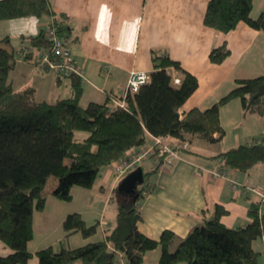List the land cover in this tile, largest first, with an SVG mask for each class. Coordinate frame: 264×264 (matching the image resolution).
Wrapping results in <instances>:
<instances>
[{
	"label": "trees",
	"instance_id": "obj_1",
	"mask_svg": "<svg viewBox=\"0 0 264 264\" xmlns=\"http://www.w3.org/2000/svg\"><path fill=\"white\" fill-rule=\"evenodd\" d=\"M252 0H209L203 23L228 32L239 22L264 33V11L250 16ZM54 16L48 0H0V21L22 17ZM58 32L66 28L56 19ZM34 49L45 48L44 30L28 38ZM16 51L8 37L0 39V242L11 252L0 256V264H26L33 256L36 264H114L117 252L126 264H143L144 255L160 248L157 264H259V253L252 243L264 235L262 201H253L247 209L249 221L230 228L221 222L226 210L216 205L213 215L193 227L174 250L169 246L174 234L163 231L157 240L138 230L141 215L135 207L149 192L156 167L143 171V183L132 196L115 192V223L104 238L78 247L55 252L47 246L32 253L28 242L33 237L34 214L44 210V188L50 177L56 179L51 195L63 202L72 199L71 189H89L100 170L126 158L133 148L143 145L147 136L170 137L189 142L197 136L209 143L220 141L225 134L219 109L232 99H239L244 112L257 111L264 117V74L236 81V86L206 110L191 109L184 116L179 108L196 90L197 80L167 56L152 54L154 70L149 81L137 92L128 94L124 107L112 108L109 101L79 104L80 80L70 75L72 96L52 103L36 101L34 88L15 91L9 81ZM229 51L225 45L211 50L209 59L220 63ZM21 54V53H20ZM32 59L31 55L23 56ZM180 72L175 85L167 72ZM76 132L85 133L78 138ZM216 158L224 166L248 172L264 163V137L238 145ZM63 239L79 234L84 239L97 232V223L87 225L79 213L68 214L62 221Z\"/></svg>",
	"mask_w": 264,
	"mask_h": 264
},
{
	"label": "crops",
	"instance_id": "obj_2",
	"mask_svg": "<svg viewBox=\"0 0 264 264\" xmlns=\"http://www.w3.org/2000/svg\"><path fill=\"white\" fill-rule=\"evenodd\" d=\"M48 1L54 16L0 21V39L8 37L10 45L20 52L23 47L28 46L29 37L43 31L54 19L60 21L66 28V45L70 49L71 59L83 71L84 79H79L82 88L79 104H85L81 105L82 107L90 102L104 103L108 100L113 108V102L125 88L130 70L145 71L149 74L154 70L152 54L167 56L178 62L182 69L197 80L196 90L178 110L181 117L191 109L203 111L210 108L236 86V81L264 74V33L248 27L243 22H239L228 32L204 25L203 17L209 0ZM259 1L264 2L252 0L250 16L253 18L264 11V5ZM58 16H61L62 20H59ZM11 38L23 39L25 44L14 46ZM223 45L228 49V55L220 63H212L209 59L211 50ZM166 70L172 79L180 78V72L173 67ZM9 81L15 91L33 87L36 101L52 103L57 99L72 96L70 77L59 76L38 65L34 58H22L20 53L15 54ZM219 120L225 134L218 142L209 143L193 136L189 142H184L187 147L183 148L180 144L184 143L179 140L161 138L163 143L175 148L179 157L173 159L170 166L159 167L153 173L148 183L151 191L144 193L138 203L137 210L141 221L137 227L142 234L155 240L163 231H171L175 238L169 250H174L193 227L210 219L216 205L226 210L221 217L225 226L235 228L245 225L249 221L247 209L250 203L260 199L246 187L251 185L264 194V163L255 165L248 172H241L227 168L221 158L215 157L224 151L214 155L195 151L202 148L203 144L227 141V128L232 131V145L229 148L260 139L264 137V117L257 111L244 112L239 99H232L220 107ZM155 138L148 135L144 145H153ZM191 146H194L195 150H192ZM139 147L133 148L131 152L137 151ZM154 166L153 158L148 157L138 167L151 171ZM212 171L223 172L226 177H213L210 174ZM229 180L237 182L240 187L234 189ZM119 182L120 180L114 178L113 164L105 166L100 170L91 188L77 187L84 189L77 190L73 187L72 199L68 203H72L75 193L80 195V191H91L96 185L99 194H105L106 191L105 202L108 204L110 199H113ZM92 194L90 192V199ZM60 202L67 203L51 194L46 196L44 210L37 212L39 218L44 219L43 228H50L49 220L45 218L49 204L53 203L59 209L62 205L58 204ZM65 212L62 211L57 228L68 213H71ZM76 212L82 217L79 211H74ZM115 213L116 206L112 221L106 224L98 221L100 227L96 234L83 239L80 244L103 238L114 226ZM98 231L100 238L97 236ZM76 235L79 234H73L69 238ZM95 236L96 239L93 240ZM252 247L259 253V264H264V235L255 240ZM39 249L41 248L28 250L34 253ZM10 252L11 250L0 242V256ZM160 254L158 247L147 252L143 264H157Z\"/></svg>",
	"mask_w": 264,
	"mask_h": 264
},
{
	"label": "rangeland",
	"instance_id": "obj_3",
	"mask_svg": "<svg viewBox=\"0 0 264 264\" xmlns=\"http://www.w3.org/2000/svg\"><path fill=\"white\" fill-rule=\"evenodd\" d=\"M260 4L264 5V2H260ZM256 5L259 6L258 1H256ZM254 8H257V7H254ZM58 18H59V20H62L61 16L60 17L58 16ZM51 25L58 29V25L54 21H52L48 26H51ZM45 29H44V31H45ZM63 34L66 38L67 37L66 34L62 33V35ZM11 42L14 46H17V47H19L20 45L23 46L25 44V40L19 39V38H11ZM29 48L31 49V52L27 53L26 50ZM35 50L36 49L32 48L31 45L28 43L27 47H23L21 49L20 55L22 58H23V56L31 55V58H34L37 61V56L35 55L36 54ZM179 76H181V75H179ZM174 78H179V77H174ZM62 93H63V91H62ZM60 97H65V96H60ZM117 99H115V100H117ZM82 103H81V105H85L84 103L83 104ZM113 104H114L113 106H115L114 102H113ZM227 134H228V139H227V141H225L223 143L219 142L216 144H207V145L203 144L202 148H199V150H195L194 146H191V149L195 150L199 153L205 154V155H210V154L214 155V154H217L221 151H226V150L230 149L229 147H231L230 145H232L231 144V142H232L231 141L232 131L229 128H227ZM85 135L86 134L83 132H76V136L78 138H83V137H85ZM180 147L185 148V147H187V144H182V145L180 144ZM137 150H139V148ZM153 157H154V155L150 156L149 158H153ZM120 160H118V161H120ZM156 168H159V166H156ZM145 169H146V167H145ZM225 177H226V175H225ZM55 183H56V179L54 177L48 178V180L46 181L45 188H44V195L45 196L50 195L53 187L55 186ZM95 186L96 185H94V187ZM248 186H249L248 188L258 190L256 188L252 187L251 185H248ZM94 187L91 189V191H89V190L80 191L81 192L80 195L75 193L72 203H68V202L67 203H61V202L58 203V204H62L61 208H59V209L56 208V205H53V203L49 204V207L47 209V213H45V218L47 220H49V227L50 228H43L42 227V223L44 222V219L42 218V220H41V218H39L38 213H36L34 215V224H33V226H34L33 237L34 238H33L32 242L30 243L28 249L30 251H35V249L51 245L52 249L55 252H57L60 250V247H61L60 243L61 242H62V245L65 247H78V246L82 245V244H80V242H82V240L84 239L83 237H81L80 235H76L75 237H73L71 239L69 238L70 236L67 239H63L64 232L62 230V226L59 224V228H57L58 219H59L62 211H64V210L66 211L65 213H68V212L74 213V211H79L82 214V217H83L82 219L85 221V223L87 225L97 223L98 227H100V223L102 221L104 222V224H106L108 221H112L111 219L113 218V210L115 209V206H116L115 194H114L113 199H110V203L106 204V202H105V199H106L105 197L107 194L106 191H105V194L101 195L98 193L96 187L95 188ZM75 189L84 190V189H80L77 187H75ZM106 190H107V188H106ZM90 192H91V194L96 193L97 195L92 194L93 195V196H91L92 199H90L89 198ZM260 200L262 201V205H263V209H264V200L261 198H260ZM138 203H139V201H138ZM71 213H68V214H71ZM98 227H97V229H98ZM97 236H98V238H100L99 231L97 233ZM95 239H96V236L93 238V240H95ZM170 250H172V249H170ZM262 259L263 258H261V260ZM36 261H37V258L35 256H33L31 261H28L27 264H35ZM115 262L117 264H126L124 258L121 256V254L119 252H117ZM115 262H114V264H116Z\"/></svg>",
	"mask_w": 264,
	"mask_h": 264
},
{
	"label": "built area",
	"instance_id": "obj_4",
	"mask_svg": "<svg viewBox=\"0 0 264 264\" xmlns=\"http://www.w3.org/2000/svg\"><path fill=\"white\" fill-rule=\"evenodd\" d=\"M45 38L47 46L45 48L36 49L37 64L45 67L47 70L53 71L55 74L63 77L74 75L79 79H84L83 71L71 59L70 49L66 45V38L64 34L58 32L54 26H48L45 31ZM26 52H31L27 49ZM150 79V74L145 71L130 70L126 80L125 88L123 89L120 97L114 101L115 106L124 107V100L128 94L137 92L140 86L146 84ZM175 85L180 83L179 78H173ZM113 107V108H114ZM185 144V143H184ZM154 155V165L161 167H168L171 165L173 159L178 158L176 150L162 142L161 138H155L153 145H142L139 150L131 152L126 158L113 164V175L115 180H121L127 174L132 172L139 164L146 158ZM213 177H225L223 172H210ZM234 189H238L240 185L229 180ZM247 190L256 193L261 199L264 200V194L252 188L246 187ZM145 192L141 193L144 196ZM138 208V202L135 204Z\"/></svg>",
	"mask_w": 264,
	"mask_h": 264
},
{
	"label": "water",
	"instance_id": "obj_5",
	"mask_svg": "<svg viewBox=\"0 0 264 264\" xmlns=\"http://www.w3.org/2000/svg\"><path fill=\"white\" fill-rule=\"evenodd\" d=\"M143 183V171L140 167L134 169L120 180L116 192L125 195H134L138 187Z\"/></svg>",
	"mask_w": 264,
	"mask_h": 264
},
{
	"label": "bare ground",
	"instance_id": "obj_6",
	"mask_svg": "<svg viewBox=\"0 0 264 264\" xmlns=\"http://www.w3.org/2000/svg\"><path fill=\"white\" fill-rule=\"evenodd\" d=\"M128 96V95H127Z\"/></svg>",
	"mask_w": 264,
	"mask_h": 264
}]
</instances>
